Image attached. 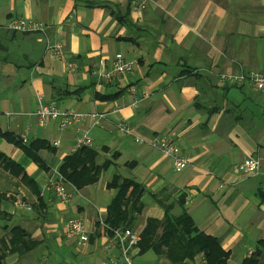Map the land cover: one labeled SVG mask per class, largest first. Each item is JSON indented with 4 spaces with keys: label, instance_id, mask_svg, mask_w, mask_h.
<instances>
[{
    "label": "crops",
    "instance_id": "0c3cea01",
    "mask_svg": "<svg viewBox=\"0 0 264 264\" xmlns=\"http://www.w3.org/2000/svg\"><path fill=\"white\" fill-rule=\"evenodd\" d=\"M18 18L43 23L45 32L6 28ZM48 41L60 43L63 54L48 49ZM117 53L135 69L101 81L96 68L109 70ZM242 68L264 71V0H0V150L36 186L0 167V239L8 245L0 264H112L121 252L108 247L105 219L116 175L146 188L136 228L148 217L163 219L169 205L216 237L230 264L264 250V174L238 170L251 157L264 170V90L216 77ZM51 101L105 117L65 131L55 120L42 126L36 112ZM123 120L141 138L176 140L189 166L179 172L170 157L118 131ZM85 134L93 146L81 148L95 149L99 164L111 165L64 202L50 178ZM39 140L49 147L38 149L36 160L26 147ZM21 196L32 211L17 204ZM73 217L84 220L88 242L65 236ZM14 229L25 234L13 237ZM135 253L149 264H172L152 250ZM185 264L209 263L199 254Z\"/></svg>",
    "mask_w": 264,
    "mask_h": 264
},
{
    "label": "trees",
    "instance_id": "16d2710c",
    "mask_svg": "<svg viewBox=\"0 0 264 264\" xmlns=\"http://www.w3.org/2000/svg\"><path fill=\"white\" fill-rule=\"evenodd\" d=\"M8 134L10 133H3V135ZM44 147H49V143L39 140L31 143L26 149L36 160H39L36 152ZM110 165L111 161L99 164L98 152L93 148L83 147L66 157L59 169L70 183L80 189L95 183ZM0 167L10 175L18 177L21 182L36 187L35 180L25 168L1 150ZM108 186L117 190L105 219L109 225V231L112 228H127L134 225L136 215L144 210L142 196L146 191L145 186L121 175H116ZM166 207L167 212L163 219L147 218L139 245L141 253L152 250L172 264H185L187 258H194L199 254L204 255L209 264H230L229 252L223 248L216 237L200 230L187 212L183 211L176 215L172 207L169 205ZM15 230H13V237L25 234L23 230L18 232ZM13 237L11 243L15 245L12 246L14 250L17 247ZM7 248L6 240L1 238L0 263L5 257ZM244 264H264V250H258L252 257L247 258Z\"/></svg>",
    "mask_w": 264,
    "mask_h": 264
},
{
    "label": "built area",
    "instance_id": "2783aa9c",
    "mask_svg": "<svg viewBox=\"0 0 264 264\" xmlns=\"http://www.w3.org/2000/svg\"><path fill=\"white\" fill-rule=\"evenodd\" d=\"M140 5L142 7L145 6L143 3ZM140 5L137 3V6ZM6 28L19 32H45V25L43 23L24 18L13 19ZM47 48L53 50L59 55L63 54V47L60 43H52L48 41ZM101 65L103 66L104 62H102ZM111 65L112 66L109 70H103L102 67L96 68L95 74L101 81L111 83L120 75L130 73L135 69V62L129 61L123 53H117L114 56ZM70 66L73 67L74 64H71ZM206 71L210 74L213 73L211 70ZM216 77L223 84H247L253 89L264 90V71L254 69L247 70L242 68L236 72H217ZM10 114L11 113H7L8 116ZM36 116L39 119L40 125L46 126L50 121L55 120L58 122L59 128L62 131H65L71 127L80 125L88 117L93 118L95 124H99L105 117V114L61 109L55 101H51L48 103H42L36 112ZM117 130L122 133L134 135L139 143L146 144L170 157L173 160L177 171L181 172L189 166V157L183 152L180 144L176 140L169 138L167 135H156L151 139L141 138L133 133V127L126 120L117 124ZM59 143L60 142H58V144ZM82 146H93V142L86 134L77 138V144L73 151L76 152ZM238 170L248 175L264 174L262 161L258 157L245 159L238 164ZM50 186L56 195L64 202H68L73 193L79 191V188L70 183L58 168L52 173ZM17 204L28 211L33 210L32 205H30L23 196L19 197ZM64 234L68 238L79 239L82 243L90 240V232L87 229L84 220L80 217H73L67 221L64 226ZM141 241L142 230L136 228L134 225L127 228H112L108 247L110 249L117 247L121 252L120 257H114L111 259L112 264H143L135 261V252L139 249ZM253 252L255 251L252 250L250 254Z\"/></svg>",
    "mask_w": 264,
    "mask_h": 264
},
{
    "label": "rangeland",
    "instance_id": "374dc122",
    "mask_svg": "<svg viewBox=\"0 0 264 264\" xmlns=\"http://www.w3.org/2000/svg\"><path fill=\"white\" fill-rule=\"evenodd\" d=\"M4 172H5V171H4ZM140 259H141V258H139V259H138V258H137V259L135 258V261L138 262V263L149 264L148 262L141 261Z\"/></svg>",
    "mask_w": 264,
    "mask_h": 264
}]
</instances>
